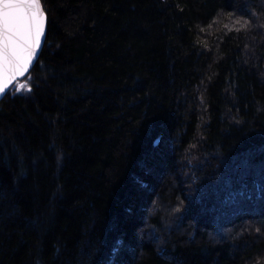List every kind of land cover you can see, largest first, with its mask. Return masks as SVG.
Listing matches in <instances>:
<instances>
[{"label":"trees","instance_id":"trees-1","mask_svg":"<svg viewBox=\"0 0 264 264\" xmlns=\"http://www.w3.org/2000/svg\"><path fill=\"white\" fill-rule=\"evenodd\" d=\"M0 99V264H264V0H44Z\"/></svg>","mask_w":264,"mask_h":264},{"label":"snow or ice","instance_id":"snow-or-ice-1","mask_svg":"<svg viewBox=\"0 0 264 264\" xmlns=\"http://www.w3.org/2000/svg\"><path fill=\"white\" fill-rule=\"evenodd\" d=\"M44 0H0V95L31 91L18 78L30 72L45 36Z\"/></svg>","mask_w":264,"mask_h":264},{"label":"water","instance_id":"water-1","mask_svg":"<svg viewBox=\"0 0 264 264\" xmlns=\"http://www.w3.org/2000/svg\"><path fill=\"white\" fill-rule=\"evenodd\" d=\"M45 31H46V30H45ZM44 38H45V36H44ZM44 38H43V40H42L41 47H40V49H39V51H38V54H37V57H36L34 63L36 62V60H37V58H38V56H39V54H40V51H41L42 46H43V43H44ZM34 63H33V65H34ZM33 65H32V66H33ZM32 66H31V68H32ZM31 68H30V69H31ZM20 78H22V77H20ZM20 78H18V79H20ZM21 83H24V81H23V80L19 81L18 84H17V86H18L19 84H21ZM2 97H3V95H0V99H1Z\"/></svg>","mask_w":264,"mask_h":264}]
</instances>
